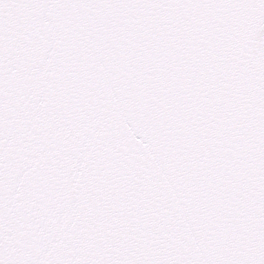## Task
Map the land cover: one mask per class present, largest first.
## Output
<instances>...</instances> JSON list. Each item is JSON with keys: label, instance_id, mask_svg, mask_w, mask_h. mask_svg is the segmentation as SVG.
<instances>
[{"label": "snow or ice", "instance_id": "snow-or-ice-1", "mask_svg": "<svg viewBox=\"0 0 264 264\" xmlns=\"http://www.w3.org/2000/svg\"><path fill=\"white\" fill-rule=\"evenodd\" d=\"M0 264H264V0H0Z\"/></svg>", "mask_w": 264, "mask_h": 264}]
</instances>
